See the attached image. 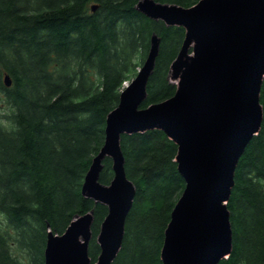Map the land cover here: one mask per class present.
<instances>
[{"label":"trees","instance_id":"16d2710c","mask_svg":"<svg viewBox=\"0 0 264 264\" xmlns=\"http://www.w3.org/2000/svg\"><path fill=\"white\" fill-rule=\"evenodd\" d=\"M139 1L0 0V264H45L49 231L62 235L92 210L89 254L93 262L100 255L108 208L85 198L82 186L104 145L107 117L153 34L160 53L142 108L175 95L170 67L186 34L138 12ZM154 1L190 8L200 0ZM260 99L261 130L239 160L227 204L232 252L219 264H264V82ZM121 149L136 194L112 264H163L165 231L186 186L178 146L152 130L123 135ZM103 166L100 183L109 185L113 161Z\"/></svg>","mask_w":264,"mask_h":264},{"label":"water","instance_id":"95a60500","mask_svg":"<svg viewBox=\"0 0 264 264\" xmlns=\"http://www.w3.org/2000/svg\"><path fill=\"white\" fill-rule=\"evenodd\" d=\"M96 6L92 7L95 12ZM136 10L151 20L186 31L169 78L173 97L142 108L160 53L153 34L147 57L107 117L105 142L85 177L82 195L107 206L90 258L94 210L77 216L62 234L49 231L45 264H112L136 194L125 172L123 135L163 131L177 146L185 189L171 214L161 250L163 264H219L232 252L228 201L237 165L263 122L264 0H200L190 8L140 0ZM6 86L11 79L5 76ZM114 178L100 183L103 161Z\"/></svg>","mask_w":264,"mask_h":264},{"label":"rangeland","instance_id":"374dc122","mask_svg":"<svg viewBox=\"0 0 264 264\" xmlns=\"http://www.w3.org/2000/svg\"><path fill=\"white\" fill-rule=\"evenodd\" d=\"M132 82V81H131ZM131 82H126L125 84H124V87L125 86H128ZM0 105H2V103H0ZM5 113V111L3 110V108H0V122L2 123L3 121V119H2V115ZM3 124H4V122H3Z\"/></svg>","mask_w":264,"mask_h":264}]
</instances>
